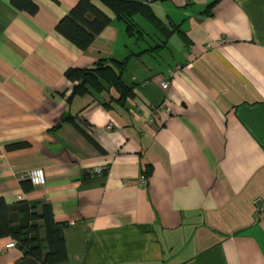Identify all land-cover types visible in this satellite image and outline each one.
<instances>
[{
  "label": "crops",
  "instance_id": "1",
  "mask_svg": "<svg viewBox=\"0 0 264 264\" xmlns=\"http://www.w3.org/2000/svg\"><path fill=\"white\" fill-rule=\"evenodd\" d=\"M34 1L0 0V197L51 206L68 256L55 264H264V0H141L179 25L153 51L160 30L136 39L116 18L83 50L57 30L79 0ZM128 56L132 97L73 94L68 69ZM165 79L170 113L156 111ZM0 264L42 263L7 236Z\"/></svg>",
  "mask_w": 264,
  "mask_h": 264
},
{
  "label": "trees",
  "instance_id": "2",
  "mask_svg": "<svg viewBox=\"0 0 264 264\" xmlns=\"http://www.w3.org/2000/svg\"><path fill=\"white\" fill-rule=\"evenodd\" d=\"M11 2L19 10L30 13L37 10L34 0H11ZM217 2L218 0L211 3L209 9ZM139 15L146 18L165 37L154 44L146 40L149 48L145 51L164 47L170 36L179 30V25L172 23L170 27L169 23H164L155 14L149 3L141 0H79L77 5L58 22L57 30L83 50L92 44L96 36L114 18L124 22L129 36L136 39L145 38V35L152 37L136 20ZM128 64L129 56L122 60L100 58L90 67L70 68L66 71V75L78 81L74 86V95L102 92L114 87L120 93L119 100L124 102L134 95V85L128 84L123 77ZM66 119L83 130L74 117L67 116ZM64 226V223L54 219L52 208L48 203L20 201L10 206L0 197V238L10 236L15 239L26 257L38 260L42 264L65 261L68 256L62 234Z\"/></svg>",
  "mask_w": 264,
  "mask_h": 264
},
{
  "label": "built area",
  "instance_id": "3",
  "mask_svg": "<svg viewBox=\"0 0 264 264\" xmlns=\"http://www.w3.org/2000/svg\"><path fill=\"white\" fill-rule=\"evenodd\" d=\"M187 67H191L193 66V64L190 62V63H187L186 64ZM181 68V65L180 64H177L171 71H170V76L172 77L175 72L177 70H179ZM162 88L164 90H166L167 92L169 91L170 89V86H171V80L170 79H165L162 83ZM171 101H172V96L171 94L168 92L165 96V99L163 101V103L161 105H159L157 108H156V111H165L166 113H170L171 112ZM108 129H111L112 128V123L108 124ZM94 171L97 173V174H100L102 172V168L100 167H97L94 169ZM26 177L29 178L31 180V182L34 184V185H43L45 184L46 182V173L44 171L43 168H36V169H33L31 170L30 172H28V174H26ZM142 182L143 183H146V179L145 177H142ZM21 199V196L19 197ZM254 203L256 204L257 206V211H263L264 210V202L261 198H256L254 200ZM16 245V242L13 241V242H10L7 244V248H12Z\"/></svg>",
  "mask_w": 264,
  "mask_h": 264
},
{
  "label": "rangeland",
  "instance_id": "4",
  "mask_svg": "<svg viewBox=\"0 0 264 264\" xmlns=\"http://www.w3.org/2000/svg\"><path fill=\"white\" fill-rule=\"evenodd\" d=\"M136 20L140 23V25L143 27L144 30L148 31L149 33L150 32L153 33L152 32V30H153L152 26L143 17L137 16L136 17ZM130 40H131V44H132V46L134 48L135 47V39L134 38H131ZM171 40H181V38H180V36L175 35ZM174 43H175V41H174ZM139 44H140L139 46L142 47V48H144L146 46V43L144 42V40H141L139 42ZM170 47H171V45H170ZM166 51L168 52V54H170L169 49H166ZM154 57H155V60L156 59L161 60L160 59L161 57H160V54L159 53L158 54L154 53ZM158 60H157V63H158ZM162 64L164 65L163 62H162ZM129 72H132V68L131 67L129 68Z\"/></svg>",
  "mask_w": 264,
  "mask_h": 264
}]
</instances>
